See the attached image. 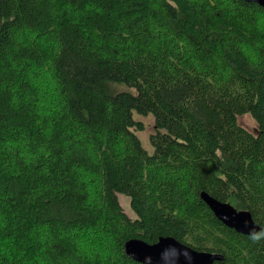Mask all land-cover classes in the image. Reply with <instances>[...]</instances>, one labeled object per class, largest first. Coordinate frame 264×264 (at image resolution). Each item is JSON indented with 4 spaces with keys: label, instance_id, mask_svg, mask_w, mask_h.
<instances>
[{
    "label": "trees",
    "instance_id": "16d2710c",
    "mask_svg": "<svg viewBox=\"0 0 264 264\" xmlns=\"http://www.w3.org/2000/svg\"><path fill=\"white\" fill-rule=\"evenodd\" d=\"M200 191L264 231V6L0 0V264H144L125 240L161 235L264 264Z\"/></svg>",
    "mask_w": 264,
    "mask_h": 264
},
{
    "label": "water",
    "instance_id": "95a60500",
    "mask_svg": "<svg viewBox=\"0 0 264 264\" xmlns=\"http://www.w3.org/2000/svg\"><path fill=\"white\" fill-rule=\"evenodd\" d=\"M245 1L264 6V0ZM200 197L219 221L235 231L250 235L259 229L248 211L237 210L206 191H200ZM123 246L130 258L144 264H212L222 258L220 253L192 248L171 235L158 236L152 243L132 237Z\"/></svg>",
    "mask_w": 264,
    "mask_h": 264
},
{
    "label": "rangeland",
    "instance_id": "374dc122",
    "mask_svg": "<svg viewBox=\"0 0 264 264\" xmlns=\"http://www.w3.org/2000/svg\"><path fill=\"white\" fill-rule=\"evenodd\" d=\"M116 89L118 90H122V89H126V90H131L133 91L132 88L127 87L124 84H117L116 85ZM134 117L138 120H140L144 126L143 130L137 131V135L140 138L141 144L142 146L148 150V152L152 151V146L149 142V134L151 132H153L154 130V120L153 117L151 115H140L136 112H134ZM119 200L121 202V205L123 206L124 210L127 212V214L132 215L133 211L130 209L129 207V201H128V197L125 195L120 194L119 195Z\"/></svg>",
    "mask_w": 264,
    "mask_h": 264
},
{
    "label": "clouds",
    "instance_id": "9594fccd",
    "mask_svg": "<svg viewBox=\"0 0 264 264\" xmlns=\"http://www.w3.org/2000/svg\"><path fill=\"white\" fill-rule=\"evenodd\" d=\"M261 237H264V231H262V232H260V233H253L252 234V238L254 239V240H257V239H260Z\"/></svg>",
    "mask_w": 264,
    "mask_h": 264
}]
</instances>
